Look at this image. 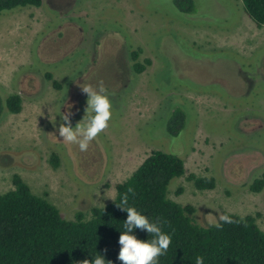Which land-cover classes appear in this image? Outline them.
<instances>
[{
  "label": "rangeland",
  "instance_id": "374dc122",
  "mask_svg": "<svg viewBox=\"0 0 264 264\" xmlns=\"http://www.w3.org/2000/svg\"><path fill=\"white\" fill-rule=\"evenodd\" d=\"M191 1L189 13L172 0H41L0 13V99H20L17 114L0 115V193L17 175L63 220L77 212L87 220L157 150L182 160L166 198L192 207L194 224L250 215L264 232V189L247 188L264 172V26L239 0ZM137 49L136 60L149 61L138 75ZM100 81L112 118L82 153L62 141L60 117L70 110L74 128L87 106L81 87ZM175 108L185 119L171 137L165 121ZM190 174L212 178L213 189H194Z\"/></svg>",
  "mask_w": 264,
  "mask_h": 264
},
{
  "label": "trees",
  "instance_id": "16d2710c",
  "mask_svg": "<svg viewBox=\"0 0 264 264\" xmlns=\"http://www.w3.org/2000/svg\"><path fill=\"white\" fill-rule=\"evenodd\" d=\"M172 1L180 12H191V0ZM239 2L255 27L264 26V0ZM40 5L41 0H0V13ZM138 53V49L130 53L131 72L136 75L149 65L148 60L143 63L136 60ZM45 78L51 80L50 74ZM51 84L57 88L54 81L51 80ZM3 110L17 114L19 97L9 95L0 99V115ZM184 119L180 108L173 109L165 121L166 134L175 137L183 128ZM48 161L53 169L57 167L55 155H50ZM183 173L179 157L152 150L126 180L114 186V198L110 202L89 209L87 220L80 212L75 213L73 220H63L45 196L33 195L20 177L13 175L12 189L0 193V264H82L86 259L94 260L97 255L103 257L105 264L109 261L121 264L117 259L118 240L125 231L123 223L127 213L116 205L128 188L135 193L129 195L128 206L135 207L150 222L160 220L161 231L171 237L172 243L157 264H195L197 256L204 258V264H264V232L257 228L254 217L224 213L237 223H225L220 229L212 224L200 227L193 223L192 207L180 206L166 198L169 182ZM186 180L199 191L214 187L210 177L190 174ZM247 188L251 193L264 189V172ZM131 234L142 241L153 238L139 229Z\"/></svg>",
  "mask_w": 264,
  "mask_h": 264
},
{
  "label": "clouds",
  "instance_id": "9594fccd",
  "mask_svg": "<svg viewBox=\"0 0 264 264\" xmlns=\"http://www.w3.org/2000/svg\"><path fill=\"white\" fill-rule=\"evenodd\" d=\"M81 91L87 96L84 117L73 128L70 119L73 113L70 110L65 111L60 117L62 123L58 132L62 141L68 145L78 146L79 151L83 153L87 152L91 143L109 127V121L112 118V105L106 94L107 90L103 81L99 82L98 88L84 85L81 87ZM71 107L68 105L69 109ZM134 194V190L128 188L127 193L121 196L120 204L116 205L121 211L127 213V219L123 223L125 231L120 234L118 240L120 250L117 259L121 264H157L158 258L167 252L172 240L169 235L161 231L160 220L150 222L135 207L128 206L129 195ZM210 223L220 229L225 223L232 224L237 221H233L228 215L220 214L218 222ZM134 229L145 231L153 238L150 241H142L131 234ZM82 264H105V260L102 256L97 255L94 260L86 259ZM108 264L111 262L109 261ZM195 264H204V258L197 256Z\"/></svg>",
  "mask_w": 264,
  "mask_h": 264
},
{
  "label": "flooded vegetation",
  "instance_id": "af4514ba",
  "mask_svg": "<svg viewBox=\"0 0 264 264\" xmlns=\"http://www.w3.org/2000/svg\"><path fill=\"white\" fill-rule=\"evenodd\" d=\"M96 59H94L93 57L91 58V62L93 63ZM84 78H79V79H76L75 82H74V85H76L78 82H80L81 80H83Z\"/></svg>",
  "mask_w": 264,
  "mask_h": 264
}]
</instances>
